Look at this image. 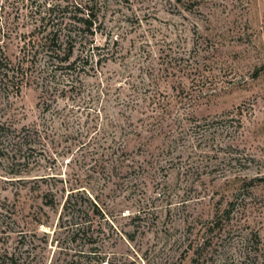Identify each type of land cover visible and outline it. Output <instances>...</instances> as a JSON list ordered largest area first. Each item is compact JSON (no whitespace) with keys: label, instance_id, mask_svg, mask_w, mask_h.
<instances>
[{"label":"rangeland","instance_id":"rangeland-1","mask_svg":"<svg viewBox=\"0 0 264 264\" xmlns=\"http://www.w3.org/2000/svg\"><path fill=\"white\" fill-rule=\"evenodd\" d=\"M58 2L0 0L13 61ZM101 23L106 59L49 110L0 89V264H264V0H130Z\"/></svg>","mask_w":264,"mask_h":264},{"label":"trees","instance_id":"trees-1","mask_svg":"<svg viewBox=\"0 0 264 264\" xmlns=\"http://www.w3.org/2000/svg\"><path fill=\"white\" fill-rule=\"evenodd\" d=\"M124 1L130 3V0H62L50 5L47 15L42 18L39 35L24 44L23 54L17 61H13L0 45V89L2 86L9 88L17 95L24 86L35 84L42 88L41 99L49 110L59 93L66 96L74 92L82 81V74L96 70L106 59V56L97 52L100 47L94 45L95 36L102 28V23L98 22L101 13ZM77 48L80 55L74 59ZM96 58L99 59L94 66L92 63ZM42 61L43 65L40 64ZM27 142L24 137L20 139L23 147ZM93 205L98 209V205ZM78 206L77 202H70V205L66 204L65 211ZM81 209L79 206L78 211ZM88 229L81 228L80 232L86 233Z\"/></svg>","mask_w":264,"mask_h":264}]
</instances>
